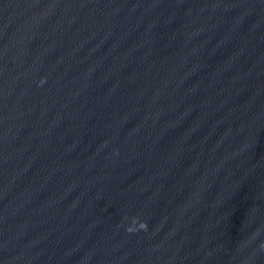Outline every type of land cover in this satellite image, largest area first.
Returning a JSON list of instances; mask_svg holds the SVG:
<instances>
[{"label": "water", "instance_id": "95a60500", "mask_svg": "<svg viewBox=\"0 0 264 264\" xmlns=\"http://www.w3.org/2000/svg\"><path fill=\"white\" fill-rule=\"evenodd\" d=\"M0 264H264V0H0Z\"/></svg>", "mask_w": 264, "mask_h": 264}, {"label": "clouds", "instance_id": "9594fccd", "mask_svg": "<svg viewBox=\"0 0 264 264\" xmlns=\"http://www.w3.org/2000/svg\"><path fill=\"white\" fill-rule=\"evenodd\" d=\"M140 228H146L145 224L144 223H141L140 224Z\"/></svg>", "mask_w": 264, "mask_h": 264}]
</instances>
